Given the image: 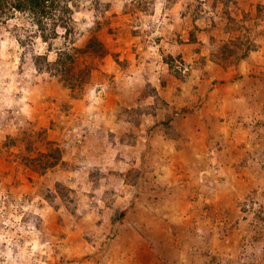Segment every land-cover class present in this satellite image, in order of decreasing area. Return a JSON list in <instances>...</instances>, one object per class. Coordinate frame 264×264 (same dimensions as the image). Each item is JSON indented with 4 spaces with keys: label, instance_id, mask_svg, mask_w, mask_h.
Wrapping results in <instances>:
<instances>
[{
    "label": "rangeland",
    "instance_id": "rangeland-1",
    "mask_svg": "<svg viewBox=\"0 0 264 264\" xmlns=\"http://www.w3.org/2000/svg\"><path fill=\"white\" fill-rule=\"evenodd\" d=\"M230 2L233 0H211V10L216 13L214 18L203 7L209 0H183L182 3L179 0L68 1L71 33L64 40V30H58L56 38L50 41L52 45L49 43L53 47L49 51L36 30L34 33L30 28L25 16L13 12L10 19L0 21V84L7 85L9 78H15L18 86L26 88L34 98L42 96L30 128L19 129L22 137L5 136L0 144V185L7 196L6 200L0 196L4 208L0 212V229L5 228L3 220L8 219L15 209L16 215H22L19 226L26 233H31L34 228L41 243L52 241L54 244L53 235L67 239V226L81 207L82 196L87 195L88 200L93 201L89 209L84 210L86 215L94 206L95 189L101 186V181L109 182L99 167H85L89 162L87 157H79L77 162L75 157L68 155L71 145L67 141L64 142L67 147L61 146L63 129L58 124L57 115L58 112L65 113L67 108L65 89L60 85L63 78H54L56 68L64 64L58 60V52L62 49L70 51L69 47L83 48L88 38L95 36L104 54L71 53L76 60L69 82L76 83L85 76L95 78L101 71L110 69L113 61L127 64L132 70L138 69L142 62L140 75L145 81L154 71L153 65L157 66L160 77L168 73L161 87L166 90L164 103L174 111V117L158 120L146 129L142 124H136L130 132L138 141L141 135L151 138L152 150L157 154L170 145L154 133L169 127L180 117H183L181 130H186L188 143H192V136H195L193 147L201 153L195 167L193 149L184 147L174 148L167 163L173 181L181 186L178 210L183 229L204 225L214 237L201 254L202 264H208V261L223 264V253L228 249L236 250L246 239L264 240V233L249 231L252 226L246 228L242 223L248 218L245 202L258 195L264 196L261 191L264 184L250 181L245 166L247 140L256 129L249 131L247 125L226 107V101L239 87L237 77L243 78L248 70L247 61L242 62V57H238L239 50L245 46L252 51L264 49V42L260 40L252 44L251 37L241 39L240 26L241 20L247 21L261 11L256 5L264 4V0H235V7L239 9L235 15L229 10ZM158 3L161 4V13L153 20ZM9 20H15V23L9 24ZM157 32L158 35H153ZM149 48H155V53H149ZM169 59L172 69L165 67ZM176 65L187 67L189 77L194 75V69L203 71L197 82L200 95L196 112L183 102L171 103L172 95L181 91L186 83L176 71ZM72 91L75 92V86ZM19 119L25 118L21 116ZM19 119H14L11 109L0 110V128H8L10 121L19 125ZM28 123L25 119V124ZM121 139L123 142V137ZM115 147V144L107 143L101 150L109 152ZM197 170L206 173L205 181L210 187L223 185L229 179L235 191H221L217 187L215 194L209 196L195 182L193 173ZM217 171L221 174L217 175ZM109 172L112 175L111 169ZM86 186H90L91 191L84 193ZM37 196L41 199L33 203ZM24 208L28 211H23ZM49 208L51 212L47 211ZM261 211L264 212V207ZM256 218L264 222V215L258 213ZM2 250L3 244L0 243ZM172 255L167 252L162 256L161 264L163 261L171 264ZM2 259L0 257V261ZM85 261L87 264V256ZM50 264L61 262L53 257Z\"/></svg>",
    "mask_w": 264,
    "mask_h": 264
},
{
    "label": "clouds",
    "instance_id": "clouds-1",
    "mask_svg": "<svg viewBox=\"0 0 264 264\" xmlns=\"http://www.w3.org/2000/svg\"><path fill=\"white\" fill-rule=\"evenodd\" d=\"M257 6L261 11H257L255 17L250 16L247 21L240 22L241 39L251 37L252 44L257 40L264 42V4ZM203 7L209 16L216 17L211 10V0ZM228 7L232 15L239 11L235 0ZM160 13L161 4L158 3L152 19L159 17ZM8 23L13 24L15 20ZM148 51L155 53L156 49L149 48ZM238 57H242V62L247 61L248 70L243 78L237 77L239 87L236 94L226 101V107L247 125L249 131L256 129L247 140L245 166L250 181L264 184V136L261 135L264 133V71H260L264 69V49L252 51L245 46L239 50ZM152 67L154 71L145 81L140 75L142 62L138 69L132 70L127 64L113 61L111 68L101 71L97 77L85 76L76 81L75 92L72 91L73 86L65 89L66 112L57 113L58 124L63 129L61 146L67 147L64 144L67 141L71 145L68 155L75 157L77 162L79 157H87L89 162L85 167H99L109 182L101 181V186L95 189L94 206L86 215L84 210L89 209L93 201H89L87 195L82 196L81 207L67 226L69 238L60 239L53 235L54 244L52 241L41 243L34 228L31 233L24 232L19 226L22 215H16L13 209V214L3 220L5 228L0 229V243L3 244L0 264H50L53 257L61 264H86L85 256L87 264H161V257L167 252L173 254L171 264H202L201 254L214 237L204 225L183 229L178 210L181 186L173 181L167 163L174 148L184 147L193 149L195 167V162L201 159V153L193 147L195 136H192V143H188L186 130H181L183 117H180L169 127L154 133L170 145L157 154L152 150L151 138L141 135L138 141L130 132L136 124H142L146 129L158 120L174 117V111L164 103L166 90L161 87L168 73L160 77L157 66ZM176 71L186 83L181 91L172 95L171 103L174 105L180 101L188 104L193 112L198 111L200 93L197 82L203 71L194 69L191 77L186 75L187 67L176 65ZM145 85L150 87L145 88ZM41 99L42 96L34 98L26 88L19 87L15 78H9L7 85L0 84V110L11 109L14 119L23 116L29 122L26 125L25 119H19V125L10 121L8 128H0V144L5 136H23L19 129L30 128ZM107 143L116 147L103 152L101 147ZM118 156L122 159H117ZM110 169L112 175H109ZM216 174L221 173L217 171ZM193 175L195 182L209 196L215 194L217 187L221 191H235L229 179L223 185L210 187L205 181V172L197 170ZM5 191L0 185V196L6 200ZM89 191L90 186L83 189L84 193ZM40 199L37 196L33 203ZM244 207L248 214V218L242 220L245 227L251 225L249 231L264 233V222L256 218L258 213L264 215L261 211L264 196L258 195L245 202ZM3 211L0 203V212ZM23 211H28V208ZM47 211L52 210L49 208ZM163 264L168 262L163 261ZM223 264H264V240L246 239L236 250L228 249L223 253Z\"/></svg>",
    "mask_w": 264,
    "mask_h": 264
},
{
    "label": "trees",
    "instance_id": "trees-1",
    "mask_svg": "<svg viewBox=\"0 0 264 264\" xmlns=\"http://www.w3.org/2000/svg\"><path fill=\"white\" fill-rule=\"evenodd\" d=\"M68 1L72 0H0V21L10 19L14 14L13 12L25 16V18L29 20V24H31V27L28 24L29 27L33 29L34 33V30H36L38 38L46 44V51H49L51 48L53 49V47H51V40L56 38L58 30H64V40L68 39V36L71 33L72 28L71 26L69 27V14L71 11L67 4ZM64 40L63 42H65ZM49 43H51V45ZM68 50L70 51L65 52L64 49L59 50L58 55L60 57L58 60H61V63L64 64L62 67L56 68L54 78L56 80L58 78H63L61 80L62 83H60V85L63 84L61 87L66 89L73 86V90L75 82H73V80L69 82L68 79L72 78L70 71L74 67L73 64L76 58L71 53H88L90 56H102L104 54V49H102L100 42L97 41L95 36H90L85 47H69ZM39 58L42 59V56ZM165 64L169 69H172L170 59L166 60Z\"/></svg>",
    "mask_w": 264,
    "mask_h": 264
},
{
    "label": "built area",
    "instance_id": "built-area-1",
    "mask_svg": "<svg viewBox=\"0 0 264 264\" xmlns=\"http://www.w3.org/2000/svg\"><path fill=\"white\" fill-rule=\"evenodd\" d=\"M245 208V207H244ZM246 209V208H245Z\"/></svg>",
    "mask_w": 264,
    "mask_h": 264
}]
</instances>
